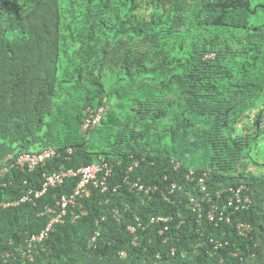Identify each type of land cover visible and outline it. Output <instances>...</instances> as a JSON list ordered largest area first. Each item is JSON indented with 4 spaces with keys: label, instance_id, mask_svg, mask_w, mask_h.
Listing matches in <instances>:
<instances>
[{
    "label": "trees",
    "instance_id": "obj_1",
    "mask_svg": "<svg viewBox=\"0 0 264 264\" xmlns=\"http://www.w3.org/2000/svg\"><path fill=\"white\" fill-rule=\"evenodd\" d=\"M47 148L58 157L0 185L19 202L0 207V264H21L79 178L27 190L101 159L107 190L69 208L35 264H264V0H0V170ZM191 170L230 220L198 222Z\"/></svg>",
    "mask_w": 264,
    "mask_h": 264
},
{
    "label": "built area",
    "instance_id": "obj_2",
    "mask_svg": "<svg viewBox=\"0 0 264 264\" xmlns=\"http://www.w3.org/2000/svg\"><path fill=\"white\" fill-rule=\"evenodd\" d=\"M98 120H94L92 123L95 124ZM90 123L88 122L87 125L84 127V129H87L89 127ZM69 153H72V150H69ZM58 157V151L54 148H47L40 152H25L22 154H19L18 156L15 155H9L7 157V161H11V166H4L0 170V179L5 180L4 182L0 183L1 186L7 185L6 180V174L10 171V168L17 167L19 169H22L23 171L33 172L38 167H44L47 165V163L54 158ZM112 169L108 165V163L105 162V160L101 159L100 163L92 164L83 168H80L78 170L74 169H61L58 172H54L52 174H43V185L41 190L35 191L33 188H29L27 190V193L21 198L20 202H32L34 201V198H39L43 194H45L49 189L55 188L57 186L62 185L66 179L69 178H79V183L77 187L75 188L74 192L69 195V197L63 196L59 202L57 203V206L59 207V210L53 208V207H47L46 210L48 213L52 215L51 220L49 223L44 227L39 233L33 234L29 236L26 239L25 247L22 249H17L22 254L23 261L21 264H35L36 257L41 253V251H45L46 248L44 247V244L49 239L50 234L53 232L56 224L63 221V217H65L68 214L69 208L72 209V213L74 216V219H77L78 216L86 214L85 210L82 209L81 205L78 202V199L82 197H89L91 194V189H101L102 191L107 190V182L108 178L111 176ZM128 183L132 186V188H137L140 192H145L146 194H149L151 187H145L144 185H141L139 182H132L128 181ZM26 184V182H25ZM176 186V185H175ZM203 189H205V186H203ZM240 188L236 191H234L232 198L230 199L229 204L232 205L235 202L234 195L239 196L238 201H240ZM211 200V199H209ZM3 202V203H2ZM0 202V207L7 208L11 205H17L19 202H6L2 201ZM193 204L195 205L194 209L201 211V205L198 203V200L192 199ZM214 210L209 211L208 213V219L218 225L220 222H222L224 219L230 220L229 216H226L223 212L221 213L220 217H216V210L217 207L213 206ZM78 209V210H77ZM76 212H80V214H75ZM118 211H116V215H118ZM160 220L166 221L165 218H160ZM132 232L135 231L134 227L130 228ZM100 237V233L96 232V234L93 236V238L90 240L91 246H96V243L98 241V238ZM7 259L11 257L10 253L4 254ZM6 259V260H7ZM16 260V257H14L10 264H13ZM6 264H8L6 262Z\"/></svg>",
    "mask_w": 264,
    "mask_h": 264
},
{
    "label": "clouds",
    "instance_id": "obj_3",
    "mask_svg": "<svg viewBox=\"0 0 264 264\" xmlns=\"http://www.w3.org/2000/svg\"><path fill=\"white\" fill-rule=\"evenodd\" d=\"M105 114V109L104 108H101L97 113H96V115H94V117L92 118V119H90V120H88L87 122H86V124L84 125V127L87 125V123L89 122L90 123V125H89V127L90 128H94V127H96L97 125H99L100 124V121L102 120V117H103V115ZM98 120L95 124H93L92 122L94 121V120ZM84 129V128H83ZM84 130H87V129H84ZM195 174V176L194 177H192L193 175ZM187 178L188 179H191L193 182H195L196 183V186L198 187V188H200L201 189V191L204 193V195L202 196V198H200V199H196V198H192V196H191V203H192V209H193V211H194V213L195 214H197L196 212L198 211V210H195L194 209V207H195V205L193 204V202H192V199H196V200H198V203H200V205H201V211H198L200 214H199V218H198V222L201 224L202 223V221L204 220V219H207V221L209 222V223H213V222H211L209 219H208V213H209V211H211V210H214V208H213V206L215 205L216 207H217V210H216V217L217 218H219L220 217V215H221V213L223 212L226 216H228L226 213H225V211L224 210H221L220 208H219V206L217 205V203L216 202H213L212 201V197H211V193L210 192H208V186H207V181H206V179L208 178V176L206 175V173L204 172L203 173V175L201 174V173H197V172H195V170H191V171H189V174H188V176H187ZM174 185H176V184H174ZM203 186H205V189H203ZM177 187V186H176ZM245 187L244 186H242L241 185V187H240V189H244ZM181 189V188H180ZM154 190H156V188L154 189ZM153 190V191H154ZM248 196L252 199V197H251V195H250V193H249V189H248ZM209 199H211V200H209ZM230 199L231 198H228V202H230ZM204 201H207V202H209V203H212V206H211V208L206 212L205 210H204V207L206 206H208L207 204H205L204 203ZM233 205V204H232ZM232 205H230L229 203H228V206L230 207V206H232ZM203 215H205V217L203 216ZM197 217H198V214H197ZM204 217V218H203ZM229 218H231V216H229ZM165 219H167L168 220V218H165ZM166 220V221H167ZM242 227V226H241ZM241 227H239V233L241 234V235H246L248 232H249V230L251 229V228H249V227H247V226H244V227H246V229H241ZM135 228V227H134ZM96 245H97V243H96Z\"/></svg>",
    "mask_w": 264,
    "mask_h": 264
},
{
    "label": "rangeland",
    "instance_id": "obj_4",
    "mask_svg": "<svg viewBox=\"0 0 264 264\" xmlns=\"http://www.w3.org/2000/svg\"><path fill=\"white\" fill-rule=\"evenodd\" d=\"M31 150H33V149H31Z\"/></svg>",
    "mask_w": 264,
    "mask_h": 264
}]
</instances>
